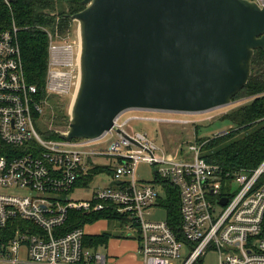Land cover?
I'll list each match as a JSON object with an SVG mask.
<instances>
[{
  "label": "built area",
  "instance_id": "1",
  "mask_svg": "<svg viewBox=\"0 0 264 264\" xmlns=\"http://www.w3.org/2000/svg\"><path fill=\"white\" fill-rule=\"evenodd\" d=\"M254 1L264 7V0ZM17 32H0V141L12 147L9 156H0V264H109L107 255L85 245L87 225L63 232L71 210L114 214L127 238L137 239V264H195L210 250L219 253L220 264H264V161L231 176L205 161L197 144L189 146V161L160 150L148 134H129L124 126L130 120L119 123L123 114L94 140L44 138L35 116L44 113V102L25 77ZM79 53L80 45L76 50L73 42L51 41L47 95L77 92ZM109 135L118 139L98 147ZM141 161L153 167L152 181L139 179ZM97 166L105 170L92 174ZM101 174L112 184L92 191L88 200L62 197L79 185L88 189ZM155 178L178 190L177 231L160 205L166 192ZM156 210H164L165 219H152Z\"/></svg>",
  "mask_w": 264,
  "mask_h": 264
},
{
  "label": "water",
  "instance_id": "2",
  "mask_svg": "<svg viewBox=\"0 0 264 264\" xmlns=\"http://www.w3.org/2000/svg\"><path fill=\"white\" fill-rule=\"evenodd\" d=\"M81 4L72 16L79 23L80 83L61 135L67 141L100 138L130 110L227 106L248 83L255 51L264 49V7L254 0Z\"/></svg>",
  "mask_w": 264,
  "mask_h": 264
},
{
  "label": "trees",
  "instance_id": "3",
  "mask_svg": "<svg viewBox=\"0 0 264 264\" xmlns=\"http://www.w3.org/2000/svg\"><path fill=\"white\" fill-rule=\"evenodd\" d=\"M82 1L0 0V32L12 30L14 27L17 29L25 77L29 84L37 86V98L41 101L48 99L45 85L50 43L55 39L59 42L65 40L72 34L75 23L72 16L85 8L81 4ZM240 99L250 101L222 116L221 121H228L232 125L228 131L196 140L197 145L201 146V157L231 176L240 171L252 172L264 161V49L255 51L250 79L233 101ZM67 108V102L64 100H53V125L68 129L70 115ZM42 135L47 139H60L61 132L48 130ZM11 150L12 147L0 141V156H9ZM23 152L24 148L20 153ZM103 170L104 167L97 166L92 170V174ZM92 174L85 180H92ZM155 182L163 185L166 195L160 205L167 211L170 226L177 231L180 224L178 190L159 178H155ZM116 218L114 214L105 211L95 213L71 210L62 230L66 233L100 220L110 219L111 222ZM110 237L112 235L109 232L87 234L84 243L87 247L99 249L107 246Z\"/></svg>",
  "mask_w": 264,
  "mask_h": 264
},
{
  "label": "rangeland",
  "instance_id": "4",
  "mask_svg": "<svg viewBox=\"0 0 264 264\" xmlns=\"http://www.w3.org/2000/svg\"><path fill=\"white\" fill-rule=\"evenodd\" d=\"M54 42H73L77 50L78 46L80 45L79 23L75 21L73 32L67 39L60 40V42L55 39ZM76 93L73 94V96H68L65 98L52 96L51 99V95L46 94V96H49L48 99H45L46 101L42 100L44 102V113L36 118V129L40 134L48 130H55L56 132H61L62 135L68 131L66 127H58L53 125V120L51 118V115L53 114V100L60 98L61 100L67 102V110L68 114L70 115L71 104L75 98L74 96H76ZM248 101L250 100L240 99L233 101V103L227 106L219 107L202 113L130 110L123 113L119 123L121 124L127 120H130L128 124L124 126L125 131H127L129 134H148L150 139L154 141L160 150L177 156H185L189 161H192L194 158V152L189 151V146L192 144H197V138L212 137L219 133L228 131L232 125L228 121H221L222 116L231 112L233 109L248 103ZM140 116L156 117L162 121H141L134 119V117ZM117 139L118 138H113L109 135L103 140L99 141L97 145L98 147H108L113 141ZM104 162H107L105 158L98 159V163L104 164ZM137 174L139 179L143 181H152L154 179L153 167L147 162L141 161L139 163ZM93 179L94 180L91 182V184H89L88 189H85L79 185L74 189L73 192L63 195L62 197L68 198L72 201H86L89 199L92 191L112 184L111 177L108 174L106 176H102V174L96 175ZM156 211L158 212L151 217L152 219H165L166 212L164 210ZM85 231L87 234L109 232L112 235L108 241V249L105 247H100L98 249V251L103 255H107L108 253L109 256H107L109 258V264H117V256H113L114 254L126 253L125 251L128 250L127 247L130 248V245L134 247V243L137 245V239L127 238L128 231L126 227L121 225L119 222L111 221L106 223L100 220L92 225H87L85 227ZM123 241H127L128 245H124L122 243ZM134 251H136V249ZM195 264H220V255L217 251L210 250L205 256L201 258V260Z\"/></svg>",
  "mask_w": 264,
  "mask_h": 264
},
{
  "label": "crops",
  "instance_id": "5",
  "mask_svg": "<svg viewBox=\"0 0 264 264\" xmlns=\"http://www.w3.org/2000/svg\"><path fill=\"white\" fill-rule=\"evenodd\" d=\"M101 221L109 223L106 220H101ZM98 234H101V233H93V234H89V235H98ZM122 243L124 245H126V244L128 245L127 241H123ZM105 248L108 249V244ZM127 249L128 250L125 251L126 253H121V254L118 253V254L113 255V256H117L116 257L117 258V264H137V262H138V254H137L138 242H137V245L134 243V247L130 245V248L127 247ZM135 249H136V251H134ZM107 255H108V253H107Z\"/></svg>",
  "mask_w": 264,
  "mask_h": 264
}]
</instances>
